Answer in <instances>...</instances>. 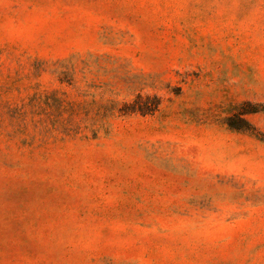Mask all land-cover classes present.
Masks as SVG:
<instances>
[{
  "label": "rangeland",
  "instance_id": "374dc122",
  "mask_svg": "<svg viewBox=\"0 0 264 264\" xmlns=\"http://www.w3.org/2000/svg\"><path fill=\"white\" fill-rule=\"evenodd\" d=\"M0 264H264V0H0Z\"/></svg>",
  "mask_w": 264,
  "mask_h": 264
}]
</instances>
